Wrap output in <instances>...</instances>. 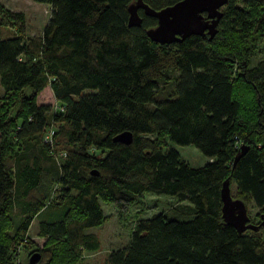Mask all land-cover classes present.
<instances>
[{
	"label": "trees",
	"instance_id": "obj_1",
	"mask_svg": "<svg viewBox=\"0 0 264 264\" xmlns=\"http://www.w3.org/2000/svg\"><path fill=\"white\" fill-rule=\"evenodd\" d=\"M33 1L51 6L39 37L0 4V264H17L10 253L53 201L67 213L40 223L36 264H77L100 249L86 233L106 221L100 201L122 207L144 193L179 208L140 220L108 264H264V58L251 64L257 42L264 54V0H229L212 41L171 45L148 37L158 22L143 10L142 26L129 27L134 0ZM179 1L145 0L155 10ZM2 28L15 35L3 39ZM47 91L59 110L40 101ZM124 132L131 145L114 141ZM169 142L211 162L194 168ZM46 177L59 188L49 206L38 197ZM228 179L234 198L256 207L257 231L224 221Z\"/></svg>",
	"mask_w": 264,
	"mask_h": 264
},
{
	"label": "rangeland",
	"instance_id": "obj_2",
	"mask_svg": "<svg viewBox=\"0 0 264 264\" xmlns=\"http://www.w3.org/2000/svg\"><path fill=\"white\" fill-rule=\"evenodd\" d=\"M0 4L7 10L18 13L22 12L26 16L25 28L27 36L39 37L42 35L45 27L51 18V6L49 4L37 3L33 0H0ZM224 10V8L222 9ZM2 37L7 39L15 35V31L11 28H2ZM263 43L257 42L251 56L252 66H256L260 60L264 58L262 52ZM4 95V90L0 84V97ZM40 101L46 105H55L53 111L58 110L59 103L55 102L53 95L47 91ZM1 140V134H0ZM176 149L181 157L194 168L202 167L211 162V159L204 156L194 146H180L169 142L165 148ZM60 154V153H59ZM52 179L43 178L38 190V197L49 206L52 193L59 188ZM236 185H232V194L236 197ZM58 194V193H57ZM56 194V195H57ZM56 199V196H54ZM102 210L105 214L106 221L101 226H96L86 230L87 234H95L100 241V249L97 252H83V255L77 264H108L110 253L129 246L133 232L140 220L149 219L156 214L172 215V211L179 208V203L175 197L166 195H156L153 193H144L137 201L125 206H118L116 203L100 201ZM51 205L42 211L41 214L34 217V221L29 228L26 240L20 244L16 251L10 253L17 264H28V256L36 250L46 247V238L38 236L40 223L42 221L58 222L61 221L67 213L66 205ZM256 207L248 208L249 217L252 223H258L256 217ZM14 226L20 221V216H12ZM10 235H15V231H11Z\"/></svg>",
	"mask_w": 264,
	"mask_h": 264
},
{
	"label": "water",
	"instance_id": "obj_3",
	"mask_svg": "<svg viewBox=\"0 0 264 264\" xmlns=\"http://www.w3.org/2000/svg\"><path fill=\"white\" fill-rule=\"evenodd\" d=\"M229 0H181L161 10L151 8L145 0H134L129 6V27H141L143 18L140 10L147 17L155 18L158 25L148 30V37L160 45L182 43L192 36H209L212 41L218 34V27L223 18V8ZM117 143L131 145L133 134L124 132L114 138ZM243 151L245 149L243 148ZM240 156L236 158L238 161ZM94 174V173H93ZM224 221L233 226L240 234L248 230L257 231L258 226L251 223L248 208L243 201L235 199L232 194L231 181L226 180L221 191ZM41 254L34 253L29 264L40 261Z\"/></svg>",
	"mask_w": 264,
	"mask_h": 264
},
{
	"label": "built area",
	"instance_id": "obj_4",
	"mask_svg": "<svg viewBox=\"0 0 264 264\" xmlns=\"http://www.w3.org/2000/svg\"><path fill=\"white\" fill-rule=\"evenodd\" d=\"M60 109V107L58 108V110ZM54 135V131H51L50 133H48L46 140L47 141H51V137Z\"/></svg>",
	"mask_w": 264,
	"mask_h": 264
}]
</instances>
